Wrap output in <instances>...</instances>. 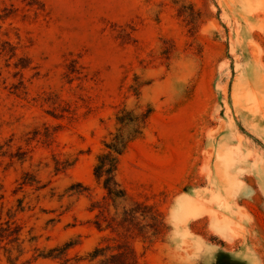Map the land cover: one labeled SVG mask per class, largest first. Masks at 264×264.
Here are the masks:
<instances>
[{
    "label": "rangeland",
    "instance_id": "1",
    "mask_svg": "<svg viewBox=\"0 0 264 264\" xmlns=\"http://www.w3.org/2000/svg\"><path fill=\"white\" fill-rule=\"evenodd\" d=\"M123 108L151 111L113 196ZM7 221L0 264H264V0H0Z\"/></svg>",
    "mask_w": 264,
    "mask_h": 264
},
{
    "label": "trees",
    "instance_id": "2",
    "mask_svg": "<svg viewBox=\"0 0 264 264\" xmlns=\"http://www.w3.org/2000/svg\"><path fill=\"white\" fill-rule=\"evenodd\" d=\"M151 109L148 108L142 112H134L133 110H127L125 108L121 109L116 116V128L114 133H110V139L105 142L106 152H102L96 156V161L93 167V172L97 180H103V186L108 191L109 194L117 196L121 190L117 189V183L115 181V172L118 166L119 156L124 152L127 144L141 134L146 119L150 113ZM99 227L100 224L96 223ZM20 230L21 227L17 225L14 221L6 222L5 227H0V248L6 249L7 244H16L15 248L19 250L20 247ZM4 240L6 242L1 244ZM68 245H65L62 249L66 250ZM57 248H52L48 253H40L42 257H56L52 253ZM98 248H95L91 253L88 254L89 257L95 258L98 256ZM10 251V249H8ZM104 264H138L136 259L128 251H121L119 253H114L107 258Z\"/></svg>",
    "mask_w": 264,
    "mask_h": 264
},
{
    "label": "bare ground",
    "instance_id": "3",
    "mask_svg": "<svg viewBox=\"0 0 264 264\" xmlns=\"http://www.w3.org/2000/svg\"><path fill=\"white\" fill-rule=\"evenodd\" d=\"M196 211L192 208H189V207H183L182 210H181V215H189V216H193V215H196Z\"/></svg>",
    "mask_w": 264,
    "mask_h": 264
}]
</instances>
